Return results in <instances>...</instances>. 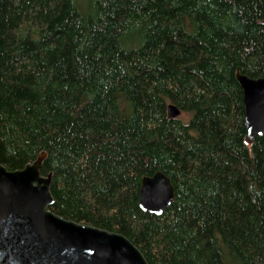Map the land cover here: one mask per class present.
<instances>
[{
    "label": "trees",
    "instance_id": "trees-1",
    "mask_svg": "<svg viewBox=\"0 0 264 264\" xmlns=\"http://www.w3.org/2000/svg\"><path fill=\"white\" fill-rule=\"evenodd\" d=\"M236 72L264 77V0H0V164L45 151L49 210L148 264H264V134L245 142ZM155 171L160 215L138 207Z\"/></svg>",
    "mask_w": 264,
    "mask_h": 264
},
{
    "label": "water",
    "instance_id": "water-1",
    "mask_svg": "<svg viewBox=\"0 0 264 264\" xmlns=\"http://www.w3.org/2000/svg\"><path fill=\"white\" fill-rule=\"evenodd\" d=\"M242 89L245 142L264 134V77L235 73ZM167 116L178 117L173 104ZM41 150L21 168L0 164V264H148L119 233L65 219L49 210L51 172L40 174ZM173 198L169 179L160 171L140 179L138 207L160 215Z\"/></svg>",
    "mask_w": 264,
    "mask_h": 264
},
{
    "label": "rangeland",
    "instance_id": "rangeland-1",
    "mask_svg": "<svg viewBox=\"0 0 264 264\" xmlns=\"http://www.w3.org/2000/svg\"><path fill=\"white\" fill-rule=\"evenodd\" d=\"M179 117L182 118V119H185L186 118V115L183 114V113H179Z\"/></svg>",
    "mask_w": 264,
    "mask_h": 264
}]
</instances>
